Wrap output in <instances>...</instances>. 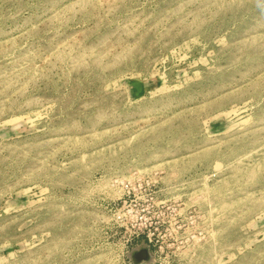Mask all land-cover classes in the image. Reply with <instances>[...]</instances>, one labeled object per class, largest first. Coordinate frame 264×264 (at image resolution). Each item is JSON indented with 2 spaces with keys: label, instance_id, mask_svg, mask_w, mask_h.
Listing matches in <instances>:
<instances>
[{
  "label": "rangeland",
  "instance_id": "1",
  "mask_svg": "<svg viewBox=\"0 0 264 264\" xmlns=\"http://www.w3.org/2000/svg\"><path fill=\"white\" fill-rule=\"evenodd\" d=\"M0 264H264V0H0Z\"/></svg>",
  "mask_w": 264,
  "mask_h": 264
},
{
  "label": "water",
  "instance_id": "2",
  "mask_svg": "<svg viewBox=\"0 0 264 264\" xmlns=\"http://www.w3.org/2000/svg\"><path fill=\"white\" fill-rule=\"evenodd\" d=\"M132 257L136 262L140 260L147 261L150 258V253L147 247H143L140 250H135L132 253Z\"/></svg>",
  "mask_w": 264,
  "mask_h": 264
}]
</instances>
